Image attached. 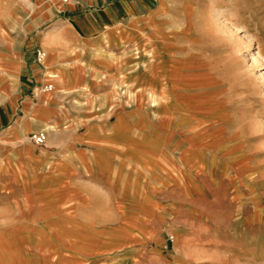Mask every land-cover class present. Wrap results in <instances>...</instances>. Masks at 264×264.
Masks as SVG:
<instances>
[{
    "label": "rangeland",
    "instance_id": "1",
    "mask_svg": "<svg viewBox=\"0 0 264 264\" xmlns=\"http://www.w3.org/2000/svg\"><path fill=\"white\" fill-rule=\"evenodd\" d=\"M144 1L150 12L129 24L139 32L126 74L121 81L116 75L108 93L106 82L66 85L67 67L53 72L48 65L43 36L59 33L66 13L50 8L54 0H0V192L11 187L15 142L41 153L55 127L60 141L97 146L86 151L90 170L97 168L94 150L111 148L113 162L103 163L114 166L119 182L156 190L167 225L177 221L189 231L179 235L185 262L264 264V0ZM67 66L70 76H81ZM89 74L95 82L106 73L90 67ZM46 80L56 89L45 94ZM32 127L47 134L43 145L28 143ZM75 166L76 175L64 179L74 188L91 180ZM33 167L38 222L61 240L56 213L47 212L46 193L57 192L46 179L50 167ZM171 230L170 250L178 235Z\"/></svg>",
    "mask_w": 264,
    "mask_h": 264
},
{
    "label": "crops",
    "instance_id": "2",
    "mask_svg": "<svg viewBox=\"0 0 264 264\" xmlns=\"http://www.w3.org/2000/svg\"><path fill=\"white\" fill-rule=\"evenodd\" d=\"M54 1L50 8L58 4L59 10L66 13L59 15L60 32L43 36L42 48L47 51L48 65L53 72L67 67L66 85L75 84V80L80 84L93 83V87L106 82L108 88L104 92L109 93L116 75V81L123 80L120 75L126 74V60L134 51L133 37L139 30L129 24L133 17L147 15L151 9H147L144 0H77L71 2V6ZM92 4L97 7L88 11L80 9ZM142 11L146 12L142 14ZM47 14L53 15L52 12ZM47 38L50 40L46 42ZM2 64L10 63L5 59ZM69 64L82 70L81 76L78 77L77 71V76H70ZM90 67L106 74L94 82ZM4 68H0V72ZM33 129L36 128L30 129L28 137L35 132ZM52 133L54 136L41 153L19 142L11 147L9 160L14 177L9 184L11 187H3L9 192H0V264H190L185 262L183 257L188 253L179 242L180 233L187 235L189 231H184L177 221L167 225L161 208L164 201L156 190L151 187L133 189L126 181L117 180L114 166L111 171V166L103 163L104 158L113 162V149H95L93 162L97 168L90 170L86 151L97 146L86 145L81 149L73 140L60 141L61 135L55 127L49 132ZM37 162L42 167H50L46 179L51 188H57L55 193L53 189L47 191L46 203L50 207L47 212L56 213L52 224L54 229L60 230L61 240L38 222L37 192L33 190L35 181L31 178ZM75 164L82 166L83 173L91 175V180L84 178L83 182L93 184L92 176L96 175V188L86 183L74 188L64 182L70 174L76 175L80 167ZM59 174H62L60 179ZM12 184L16 186L12 188ZM100 189H104L102 196ZM7 211L13 213V218ZM167 229L178 234L171 250L167 247Z\"/></svg>",
    "mask_w": 264,
    "mask_h": 264
},
{
    "label": "built area",
    "instance_id": "3",
    "mask_svg": "<svg viewBox=\"0 0 264 264\" xmlns=\"http://www.w3.org/2000/svg\"><path fill=\"white\" fill-rule=\"evenodd\" d=\"M37 55H38V60H40L44 54L41 50H38L37 52ZM51 85L48 84V86L46 87V89L50 88ZM47 139V134L44 133V132H32L31 135H29L28 137V141H30L31 143H34L36 145H43L45 143Z\"/></svg>",
    "mask_w": 264,
    "mask_h": 264
},
{
    "label": "bare ground",
    "instance_id": "4",
    "mask_svg": "<svg viewBox=\"0 0 264 264\" xmlns=\"http://www.w3.org/2000/svg\"><path fill=\"white\" fill-rule=\"evenodd\" d=\"M42 64H43V60H42ZM48 82H50V83H48ZM45 83L50 84L51 87L48 88V89H46V88L45 89L44 88L40 89V92L41 93H45L46 94V93H49V92H52V91L55 90L54 84L50 80H46ZM166 93H167V91L166 90H163V93L161 95V96H163V98L161 99V101H163V102H165V100H166ZM38 94H39V92H37L36 95H38Z\"/></svg>",
    "mask_w": 264,
    "mask_h": 264
}]
</instances>
